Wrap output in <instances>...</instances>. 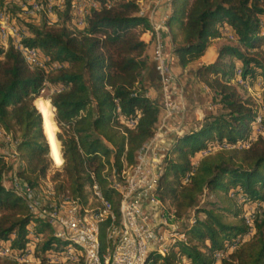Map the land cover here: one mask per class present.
<instances>
[{"label":"trees","instance_id":"trees-1","mask_svg":"<svg viewBox=\"0 0 264 264\" xmlns=\"http://www.w3.org/2000/svg\"><path fill=\"white\" fill-rule=\"evenodd\" d=\"M71 1L63 9L54 7L63 21L53 26L15 15L21 11L16 3L7 7L24 31L23 42L40 51L47 69L30 68L13 39L4 46L0 33V128L12 137L21 162L15 174L40 188L52 163L39 98L49 85L51 114L43 117L50 122L53 155L64 161L63 172L53 177L54 199L101 214L105 207L92 190L99 186L113 218L98 220L103 252L109 227L121 221L114 182L136 168L160 120L161 104L149 96L146 84L152 52L138 28L150 29L153 38L154 33L139 0H88L95 6L83 27L74 22ZM4 6L0 0V9ZM171 7L166 25L182 67L201 58L212 39L225 35L229 43L214 62L196 70L216 112L176 136L156 185L158 203L175 209L172 222L190 213L192 221L180 228L183 239L166 251H152L147 264H264V208L257 209L251 225L245 218L248 205L264 204V133L252 138L258 102L235 80L241 68L244 80H264V0H171ZM6 158L0 153V243L9 244L14 254L30 249L40 264H52L72 243L32 212L14 186L5 185L12 170ZM220 253L225 255L218 259ZM0 264L22 263L0 257Z\"/></svg>","mask_w":264,"mask_h":264},{"label":"built area","instance_id":"built-area-1","mask_svg":"<svg viewBox=\"0 0 264 264\" xmlns=\"http://www.w3.org/2000/svg\"><path fill=\"white\" fill-rule=\"evenodd\" d=\"M96 5L98 4L96 3ZM80 6H82V4H80ZM39 9H41V5H39ZM165 17H167V15ZM77 22L82 25L80 13H77ZM163 22H165V18L157 22L160 24L161 29ZM0 33L3 37V41H5V46L10 38L13 39V42L22 43L25 53L30 56L33 61V51H36L37 48H29L23 42L25 35H20L17 33L16 28H11L10 25L6 24L2 25V31H0ZM156 53L157 63L155 67L164 92L163 102L166 103V108H171V115L169 116L179 114L182 109L174 99V94L177 93L178 88L175 85V76L166 56L164 40L160 43L159 48H156ZM242 72L241 68V75L238 77L239 80H244ZM263 84L264 80H260L259 85L262 86ZM263 118L264 115L262 119ZM164 133L165 131L163 130L162 138ZM260 133H264V129L256 131L253 133L252 137ZM9 137L12 138L10 135ZM162 138L155 139L152 147L143 149L142 159L138 164V173L129 180V183H122V179H119L120 184L127 190L128 225H130V235H126V244L124 248H122L121 261L119 264H139V259L146 258L150 250H165V239H167L168 236H179L180 227L172 226L174 214L169 213V215H161L158 209L156 185L159 183V172L162 171L163 160L166 155V147L161 143ZM11 186H16L28 192L31 198L32 212L42 213L47 219L56 221L58 227H62L63 234H80L81 237L87 238L90 241L94 264H98L95 253L94 237L89 229V220L97 221L100 220V215H107V218L111 217L113 221L112 213H110V203L104 201L107 207V214H95L93 211H84L80 203L78 205H73V210L62 211L60 210V202L54 205H46L41 194L30 184H24L18 181L16 174L13 176ZM52 186L54 187L53 182ZM67 195H69V193L65 192L63 197H67ZM99 199L101 198L99 197ZM254 214L255 211L253 210L252 204L248 207L247 216L250 225L252 224ZM253 233L254 229L251 230L250 234ZM233 247L234 245L232 248ZM29 252H31L30 249H28V255L20 259L29 260ZM8 256H11L9 249ZM220 257H224V254ZM69 258H74L71 249ZM53 260L61 261L57 258Z\"/></svg>","mask_w":264,"mask_h":264},{"label":"crops","instance_id":"crops-1","mask_svg":"<svg viewBox=\"0 0 264 264\" xmlns=\"http://www.w3.org/2000/svg\"><path fill=\"white\" fill-rule=\"evenodd\" d=\"M142 12L150 19L154 38L150 29L141 28L142 38L149 44L152 52V62L149 69L146 71V84L149 96L161 104L160 120L158 128L154 138L149 143L154 144L155 139H161L163 130L165 131L161 143L166 147V153L170 145L174 142L176 136L183 131L192 129L201 125L207 114L215 113L217 108L212 103V93L209 88L200 81L196 76V70L202 64H208L214 62L219 55V48L226 44L225 39L227 36L214 38L210 41L207 50L204 55L198 60L190 63L186 67L180 65L178 57L173 51V43L171 36L167 29V17L171 12V0H139ZM86 8L85 14L88 15L91 6L87 1H81ZM167 15V17H165ZM165 18L162 29L160 24L157 23ZM224 33L228 36L230 33L228 28L224 29ZM161 35L162 42L164 40L165 52L168 61L175 76V85L178 90L174 94L175 101L181 106V112L179 114L171 115V108H166V103L163 102L164 92L160 83L159 75L156 70L157 53L156 48L158 44L156 41V35ZM0 153L7 155V162L12 164V170H9L4 176V183L9 187L12 184V179L15 173L21 167L19 157L15 152V144L13 139L6 135L4 130L0 128ZM141 153L140 160L141 162ZM17 179L19 176L16 175ZM45 185L48 187L46 188ZM52 182L49 184H42L40 188L36 189L37 192L43 194L48 188H52ZM51 195V192H50ZM159 209V208H158ZM42 214V213H41ZM40 217H43L40 215Z\"/></svg>","mask_w":264,"mask_h":264},{"label":"rangeland","instance_id":"rangeland-1","mask_svg":"<svg viewBox=\"0 0 264 264\" xmlns=\"http://www.w3.org/2000/svg\"><path fill=\"white\" fill-rule=\"evenodd\" d=\"M81 1H84V0H72L71 1L72 2V12H73V15H74V22L78 25V27H83L84 25H81V24H79L77 22V13H80L81 22H82V20H85V22H86V17H87V15L85 14L86 8L84 9V6L83 5L80 6V4H79V2H81ZM85 1L89 2V4H90V1H88V0H85ZM65 2H66V0H5V6L3 7V9H0V28L2 29V25L3 24L4 25L5 24L6 25H10L11 28H15L16 27L17 33H19L20 35H25L24 31H22V29H20V27L18 26V23H15L13 21L12 16H11V14L8 11L7 7L9 5H11L10 3H16L17 5L21 6V11H20L19 8L14 10V14L15 15L18 14L20 18H27L30 21H34V22H38V23H41L43 20H46V22H47V24L49 26L60 25L62 23L63 19H60L58 17L54 7L56 6L59 9H63ZM39 5H41V9H39ZM138 30L140 31L141 28H138ZM1 38H2V43L5 46V41H3V37L2 36H1ZM225 43H229V38L228 37L225 39ZM7 44H8V42H6V46H7ZM15 44L18 47L20 43L19 42H15ZM38 61H39V65H38L39 68L47 69V66H46L47 59L45 57H43L41 55V53H40V55L38 57ZM235 80H236V78H235ZM260 80H263V79L258 78L254 82L251 81V80L250 81L245 80L246 81L245 84H241L240 82H238V84L243 85L247 89L246 91L257 100L258 108H259L261 103L264 104V101H263L264 84L262 86L259 85V81ZM43 87H44V89L41 91V94H40V97H39L40 98V103H41V107H42V110H43V116L47 115L50 118V116H49L50 103H51L50 96L52 95V89L49 87V85H43ZM241 90H242V92H244L245 89L244 90L241 89ZM52 112H53V116L52 115L51 116H52L53 124H54L56 132L58 134V132L61 129H60V127L57 126L56 123H54L55 120L53 119V117H54V110L53 109H52ZM262 114L264 115V111H263ZM262 122H263V120H262ZM262 122H261V124H257L256 122L254 123L253 133H255L256 131H261L263 129L262 128ZM44 123H45V125H44L45 133H46L50 143H53V135H52V132H51V129H50V122H49V119L47 117H45ZM51 126H52V122H51ZM252 138H254V137H252ZM51 147H52V144H51ZM50 156H51V159H52L51 168L49 169V171L47 173V176L43 180L42 184H45V183L49 184L50 182H53V184H54L55 181H54L53 177H54L55 173H57L58 171H62L63 172V163H64V161L61 160V159H58L56 156H54L52 150H51ZM6 160H7V158H6ZM115 179L116 178H113V180H115ZM45 187L47 188L48 186L45 185ZM51 191H54L53 187L51 189L48 188L46 190V192H42L43 194H41V197H43L44 203L46 205H52L53 204V200L54 199L50 195ZM207 199L212 200L213 196H210L209 198H204V200L202 202L203 205L205 204L204 202ZM71 205H72V203L70 201H68V203L66 205H64V209H68L69 207H71ZM249 206L250 205L247 206V209H246V212H245V218L247 220H248L247 216H248V207ZM260 206L264 208V204H260V203L253 204V210L256 212L257 209ZM192 216H193V213H190L182 221H179V222H176V223L172 222V226H178V227L181 228L183 225H186V224H188V223H190L192 221L191 220ZM89 221H96V220H89ZM114 225H115V227L119 226V225H117L115 223H114ZM180 228H179V233H180ZM60 231H61V229H58V233ZM250 235H252V234L249 233V234L246 235V237L247 236L249 237ZM181 236H175V237L177 239H183V238H181ZM170 239H171L170 236H168L167 239H165V243L168 244ZM69 247L70 248L66 251V253L63 254V256L61 258H59V260H61V261L52 259L51 263L52 264H55V263H61V264H90V259H91L92 255H93L91 247H88L86 250L82 248V250H81L80 249L81 247L78 248L74 243H72ZM8 249H9V252L12 253L11 250H10L9 244H7L5 242L0 243V252H2L4 250H8ZM70 249L72 250V254L74 255V258H69ZM11 255L12 256H9L10 258L14 257V259H17L22 264H40V261L33 257L32 252H29V260L20 259L21 257H25V256L28 255V250L24 254H16V253L14 254V253H12ZM218 255L222 256L223 254L220 253ZM0 257H8V256H4V255L0 254Z\"/></svg>","mask_w":264,"mask_h":264},{"label":"bare ground","instance_id":"bare-ground-1","mask_svg":"<svg viewBox=\"0 0 264 264\" xmlns=\"http://www.w3.org/2000/svg\"><path fill=\"white\" fill-rule=\"evenodd\" d=\"M89 5L91 7L95 6V4L92 3L91 1H90ZM82 25H85V20H82ZM0 30L2 31L1 28H0ZM155 37H156V41H157L158 48H159V45L162 42V37H161V35H158V34ZM18 49L22 52V54L25 58V61L30 68L38 67V65H39L38 57L40 55V51L38 49L36 51H33V61L34 62L32 61L31 57L25 53L24 46L22 45V43L19 44ZM239 75H241V69H237V71H236V81L240 82L241 84H245L246 81L239 80V78H238ZM263 111H264V104L261 103L259 106L256 121H255L257 124H261V122L263 120L262 119ZM152 146H153L152 143H148L144 148H150ZM143 149L140 152L141 157L143 155ZM50 153H51V143H50ZM138 164L136 165V168L132 172L122 174V176L120 178H117V180H115V182H114V188L121 195V207H120L121 221H120V224L118 227H115L114 223H112L111 226L109 227V229L107 231L106 248L103 252L101 251V248H100L98 221H89V229L92 232V235H93L94 241H95V253H96V258L98 260V264H119L121 261L122 248H124V246L126 244V235H130V225H128L129 213H128V209H127V190H126V188L123 187L122 184H120L119 179H122V183H129V180L132 179V177L138 173ZM160 174H161V172H159V175ZM18 181H20V180H18ZM20 182H22V181H20ZM14 188L16 189V191L20 195H22L23 197H25L29 201L30 206H31V198L28 195V192L21 190L20 188H18L16 186H14ZM92 190H93L94 196L97 199H99V197L101 198L99 200H101L103 206L105 207V212L101 213V214H107V207H106V204L104 203L102 192L96 183L92 186ZM51 196L54 199V191H51ZM68 201L69 200H65V201L60 202V210H62V211L73 210V205L79 204L77 202L70 201L72 203L71 207H69L68 209H64V205H66L68 203ZM54 204H58V202H56L55 199L53 200L52 205H54ZM158 208H159L161 215H169V213H173V214L175 213V209L172 205L167 206L163 203H158ZM35 213H37L39 216L42 215L41 213H38V212H35ZM110 213H111V210H110ZM42 216H43V218L47 219L44 215H42ZM103 216H105V215H100V217H103ZM47 220L54 223L55 226L58 227V224L56 221H53L51 219H47ZM58 228L61 229V231L59 232V235L62 238L69 239L78 248L81 247L80 248L81 250H82V248L86 250L88 247H90V241L87 238L81 237L80 234H68V235L63 234L62 227H58ZM173 236L174 235L170 236L171 239L169 240L168 244L165 243V250L164 249L150 250L148 252L146 258L139 259V264H147V260L149 258V255L154 250H159V251L168 250V247L172 244L174 245V243L177 241V238L175 236H178V235H175L174 237ZM179 236H181V235H179ZM181 238H184V235H182ZM0 254H2L4 256H8V250H4V251L0 252ZM11 254L12 253H10V255ZM217 257H218V259L221 258L220 255H217ZM90 264H94L93 255L90 259ZM158 264H161V263H158Z\"/></svg>","mask_w":264,"mask_h":264},{"label":"water","instance_id":"water-1","mask_svg":"<svg viewBox=\"0 0 264 264\" xmlns=\"http://www.w3.org/2000/svg\"><path fill=\"white\" fill-rule=\"evenodd\" d=\"M33 104L35 105V103L33 102ZM35 107H36V105H35ZM37 108V107H36ZM37 110H38V108H37ZM39 111V110H38ZM40 112V111H39ZM40 114H41V116H42V123H43V131H44V134H45V136H46V138H47V141H48V143H49V147H50V141H49V139H48V137H47V135H46V133H45V130H44V117H43V115H42V113L40 112ZM55 121H56V123H58V121H57V119H56V115H55ZM58 138V137H57ZM62 155H63V153H62ZM51 157V156H50ZM150 256V255H149Z\"/></svg>","mask_w":264,"mask_h":264}]
</instances>
